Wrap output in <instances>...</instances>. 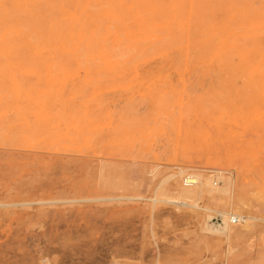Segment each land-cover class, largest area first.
<instances>
[{"label": "rangeland", "instance_id": "374dc122", "mask_svg": "<svg viewBox=\"0 0 264 264\" xmlns=\"http://www.w3.org/2000/svg\"><path fill=\"white\" fill-rule=\"evenodd\" d=\"M180 1L166 54L0 64V264H264V0ZM184 32L191 65H170ZM180 168L235 180L252 231L205 236L222 215L154 201Z\"/></svg>", "mask_w": 264, "mask_h": 264}, {"label": "bare ground", "instance_id": "6f19581e", "mask_svg": "<svg viewBox=\"0 0 264 264\" xmlns=\"http://www.w3.org/2000/svg\"><path fill=\"white\" fill-rule=\"evenodd\" d=\"M182 15L180 0H0V64L125 68L133 65L134 57L125 58V53L118 51L117 46L126 44L130 52L140 58L166 54L174 45L170 24L181 20ZM186 32L180 35L186 43L179 47V55L170 60V65H191L190 37ZM162 38L170 40L160 46L157 43ZM162 75L150 74L153 77ZM218 76L225 77L220 72ZM186 169L179 170L182 184L179 178L176 179V192L169 194L166 188L158 186L154 201L213 210L222 215L220 224H210L211 216L206 221L196 217L205 236L223 234L228 240H239L252 231L254 221L260 218L246 213L247 202L240 187L237 185L236 188L235 180L218 176L221 185L215 186L211 176L204 178L198 172L191 174ZM176 176V173L167 174L168 179ZM204 196L207 205H200L198 200ZM234 218L243 225L233 224ZM46 262L51 264L48 259Z\"/></svg>", "mask_w": 264, "mask_h": 264}, {"label": "built area", "instance_id": "2783aa9c", "mask_svg": "<svg viewBox=\"0 0 264 264\" xmlns=\"http://www.w3.org/2000/svg\"><path fill=\"white\" fill-rule=\"evenodd\" d=\"M189 179H191V178H189ZM211 219H212V220H215V222H216V223H219V224H220L221 221L223 222V218L220 217V216H217V215H216V216H212ZM232 222H233V223H237V222H239V219L234 218Z\"/></svg>", "mask_w": 264, "mask_h": 264}]
</instances>
